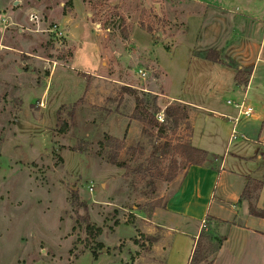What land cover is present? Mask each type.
<instances>
[{
    "label": "rangeland",
    "instance_id": "1",
    "mask_svg": "<svg viewBox=\"0 0 264 264\" xmlns=\"http://www.w3.org/2000/svg\"><path fill=\"white\" fill-rule=\"evenodd\" d=\"M195 4L0 0V264L154 261L152 246L144 238L148 223L143 218H152L147 213L152 202L162 193H172L176 184L160 179L150 195L148 176H126L123 169L110 165V149L103 142L107 135L124 142L120 160L133 170L146 166L153 148L166 140L186 142L188 127L178 132L180 127L174 130L171 123H165L164 139H159L156 128L143 132L139 121L140 134L128 130L136 121L132 114L137 97L159 123L170 103L166 95L210 104L202 92L198 99V59L193 56H198L197 24L183 16L195 12ZM32 14L37 19L32 20ZM142 26L152 28V33ZM176 53L188 60L171 59L169 54ZM226 63L236 70L241 64ZM138 70H144L146 77L141 78ZM242 93L205 95H217V104L229 108L228 102L241 96L240 102ZM247 103L253 108L264 103V82L258 91L255 86L249 89ZM224 121L232 127V121ZM244 123L245 119L237 126L236 135L231 127L227 131L231 151L242 140ZM130 148L143 149L144 155L132 158ZM170 160L171 155L164 157L159 165L165 173L170 171ZM73 192L87 203L91 222L102 229L96 242L104 249L97 260L85 225L76 224L86 212L72 205ZM191 244L178 252L176 264L190 263ZM212 252L201 264L211 260Z\"/></svg>",
    "mask_w": 264,
    "mask_h": 264
},
{
    "label": "crops",
    "instance_id": "2",
    "mask_svg": "<svg viewBox=\"0 0 264 264\" xmlns=\"http://www.w3.org/2000/svg\"><path fill=\"white\" fill-rule=\"evenodd\" d=\"M183 16L197 24L194 45H198V56H193L198 59V99H202V92L210 104L172 95L166 98L187 107L188 119L178 130L188 127L185 143L222 157V161L183 171L169 183L176 184L172 193L159 197L165 199V208L157 209L151 219L143 218L148 223L144 233L158 237L151 249L154 261L150 264L178 263V252L192 241L190 262L203 226L224 238L213 264H264V218L251 215L250 202L241 200L250 179L260 181L262 186L251 198L258 210H264V103L254 107L251 119L241 129L242 140L231 151V137L227 135L231 125L224 119L235 117L237 110L231 105L219 106L217 95H205L207 91L219 94L241 90L243 99L245 93L249 97V89L255 86L258 91L264 82V0H198L195 12ZM182 40L180 37L178 41ZM210 50L219 52L225 61H240L237 69L249 72L247 85L236 84L237 70L230 63L207 60ZM169 55L171 59L182 58L181 63L188 60L180 53ZM237 98L239 102L241 96ZM141 128L134 121L129 134H140Z\"/></svg>",
    "mask_w": 264,
    "mask_h": 264
},
{
    "label": "trees",
    "instance_id": "3",
    "mask_svg": "<svg viewBox=\"0 0 264 264\" xmlns=\"http://www.w3.org/2000/svg\"><path fill=\"white\" fill-rule=\"evenodd\" d=\"M144 30L148 33H152V28L149 26L144 27ZM125 37L128 36L127 32H124ZM206 59L218 64H227L224 60V57L216 51L210 50L206 54ZM249 80V72L244 71V69H237V73L235 76V81L238 86L247 85ZM125 92L134 93L130 88H124ZM158 114L161 110L156 109ZM156 112V113H157ZM163 115L165 117L164 122L159 123L153 114L149 112L148 108L145 107L144 102L141 98H136V106L132 114V119L139 121L144 125L143 132H147V128H156L159 139H164L166 135L165 123H171L174 127V130H177L181 124L186 122L188 119V110L185 105L177 104V103H167L163 110ZM147 127V128H146ZM67 128V124L63 123V131ZM104 147L109 148L110 151L107 154V161L110 165L117 167L119 169H123L126 173V176H129L130 173H143L148 176V184L150 185V195H154L157 190V181L163 180L165 182H172L177 175L190 168L191 166H200L207 167L211 161H222V157L219 156H211L206 150L196 148L189 143L178 142L177 144H172L171 141L166 140L161 145H157L153 148L146 166L140 165L137 169H132L128 162L120 160V153L124 148V142L119 141L118 139L112 136H105ZM129 152L132 154V158L137 155L143 156V149L138 148H130ZM170 171L165 173L164 169L160 168L159 165L163 161L164 157L170 156ZM264 157V154H262ZM262 182L251 180L248 185L244 189L241 200H248L250 202L249 212L253 216L264 218V210H258L256 205L252 200V193H255L261 186ZM72 205L79 208L82 207L86 216L83 217L84 220L81 221L82 217L76 219L77 225H85V233L87 235V241L93 240L94 247L92 250L94 260H97L99 257V252L104 249V245L100 242H96L97 238L102 234V229L93 224L89 217V208L87 203L80 202L78 193H72ZM165 208V199L160 198L154 200L150 205L148 210V217H152L156 209H164ZM115 225H119V221L115 222ZM207 226H203L201 228L198 239L195 243L194 250L192 252L190 263L189 264H201L206 261V255L212 252V258L206 264H213L214 257L219 250L221 244L224 241V238L216 237L212 233L211 230L206 229ZM147 241L150 242V246H153L154 243L158 241V238L152 236H144ZM206 240V242H205ZM212 249V250H211Z\"/></svg>",
    "mask_w": 264,
    "mask_h": 264
},
{
    "label": "built area",
    "instance_id": "4",
    "mask_svg": "<svg viewBox=\"0 0 264 264\" xmlns=\"http://www.w3.org/2000/svg\"><path fill=\"white\" fill-rule=\"evenodd\" d=\"M191 1H198V0H191ZM37 19L35 14H32V20ZM138 75L141 78L146 77V73L144 70H138ZM229 105L233 106L237 110V115L235 117H227L230 121H232V135L237 134V126L240 124V122L245 119V121H248L251 119L254 108L247 103V94L243 96V99L240 102H228ZM163 117L162 114H159V121H163L161 118Z\"/></svg>",
    "mask_w": 264,
    "mask_h": 264
}]
</instances>
